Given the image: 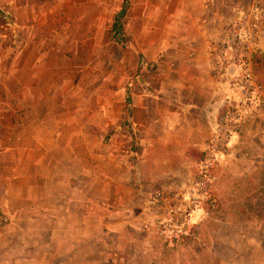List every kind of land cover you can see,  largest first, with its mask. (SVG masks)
Listing matches in <instances>:
<instances>
[{
  "label": "crops",
  "instance_id": "crops-1",
  "mask_svg": "<svg viewBox=\"0 0 264 264\" xmlns=\"http://www.w3.org/2000/svg\"><path fill=\"white\" fill-rule=\"evenodd\" d=\"M13 1L7 3L12 5ZM18 1L22 14L16 17L15 26L7 21L0 28L2 218L19 233H39L41 243L48 240L45 247L72 249L69 262L113 264L116 256L109 255L106 261L104 249L106 235L115 228L112 217L118 212L113 211L123 212L119 204L122 197L137 201L141 195L152 196L155 189H176L193 171L209 127L229 95L214 75L213 64L222 48L220 31L233 13H228L226 2L224 12L215 0H178L183 10L177 35H164L159 49L136 51L129 83L119 88L120 112L114 133L129 134L132 143L106 147L90 140L95 131L105 132L108 124L104 71L97 80H90L86 69L81 73L84 78L79 79V71L71 75L69 69L59 66L54 48L26 47L24 41L37 29L44 33L48 27L47 34L54 38L57 4L52 0ZM29 8L33 9L31 15ZM31 22L37 27L29 30ZM263 42L261 38L260 48ZM88 89L93 97H88ZM89 102L97 105L96 111H90ZM65 103L78 107L60 112L59 105ZM82 103L88 107L80 109ZM262 114L247 120L259 137V144L248 145L254 147L256 158L264 150ZM125 121L128 123L123 126ZM239 135L230 155L222 160L216 185L220 208L210 218L222 221L219 214L226 215L220 222L223 226L219 231L227 234L221 242L240 248L221 264H264L263 210L238 208L234 195L219 194L225 162L230 158L227 170L232 172L236 168L233 158L247 151L241 149ZM107 205L108 217L102 211ZM198 215L195 221H199ZM246 215L255 218H234ZM35 235L28 244L38 246ZM191 236L192 232L186 240Z\"/></svg>",
  "mask_w": 264,
  "mask_h": 264
},
{
  "label": "rangeland",
  "instance_id": "rangeland-1",
  "mask_svg": "<svg viewBox=\"0 0 264 264\" xmlns=\"http://www.w3.org/2000/svg\"><path fill=\"white\" fill-rule=\"evenodd\" d=\"M53 1L57 4L55 13L57 12L58 19L57 25H53L56 27L54 38H50L47 34L48 27L44 33L37 29L34 36H29L30 39L24 41L25 46L28 48L36 46L46 50L49 47L54 48L59 66L69 69L71 75L79 71V79L84 78L81 73L86 69L90 71V80H97L104 71L107 81L106 110L109 119H107L105 132L95 131L90 138L91 143L98 146L104 144L106 147H113L117 143L129 145L132 143V137L129 134L123 136L114 133V126L117 123L115 121L120 112L117 100L119 88L123 83L127 81L129 83L136 51L159 49L164 35H177L182 27L183 9L178 7V0H127V2L124 0H52V3ZM215 1L224 12V2H226L228 13L234 15L239 7L247 5L251 0ZM259 1L264 3V0ZM18 6V0H14L12 5L7 3V0H0L1 29L7 21L11 26H15L16 17L22 14ZM122 9H125V12L119 16ZM32 10L29 8L30 15ZM82 15H85L84 19L81 18ZM116 16H119L117 17L120 23L119 31L113 29ZM27 27L32 30L37 25L31 22ZM261 38L264 40V32ZM48 55H40V57L49 58ZM30 57L33 56L30 55ZM51 57L55 58L53 54ZM254 61L255 69L264 82V42L255 54ZM75 79L78 77L76 76ZM80 90L83 89H77V91ZM83 95L86 96L85 93ZM88 97H93L90 90ZM88 104L91 112L97 110L96 104L92 102ZM88 106L85 103L79 105L80 109ZM76 107L78 105L74 103H65V105H59V111L61 112L64 108L65 111L72 112ZM260 114L264 118V111ZM127 123L128 121H125L123 126ZM256 133V128L251 126L249 121L241 127L238 142L242 144L241 149L245 148L248 152L244 151L240 158H233L236 168L232 172L227 170L230 158L225 162V174L219 194L234 195L238 208L259 207L261 211L263 210L260 212L262 214L264 212V150L256 158L257 153L253 154L254 147L248 146L259 144ZM141 197L142 199L137 197V201L124 200L122 197L119 204L123 212L118 209L113 211L118 213L116 218L112 217L116 220L113 226L115 228L106 235L107 246L104 249L106 261L110 255L117 258L113 264H221L226 261L229 253L240 250V248H233L231 244L221 242V239L227 235L223 230L219 231L223 226L220 222L227 219L226 215L221 214L219 218L222 221L209 217L194 226L191 231L192 236L183 244L174 246L168 244L158 229L151 194L141 195ZM1 198L0 185V264H77L69 262V256L73 253L72 249L59 246L45 247L48 240L45 242L43 239L41 243L39 233L36 235L32 232L19 233L14 226L8 225V227L2 218L5 214L1 207ZM102 211L108 217L109 206L107 205ZM192 218L197 217L194 215ZM234 218L236 221H242L245 218L255 217L246 215V217ZM64 233L62 232L63 235ZM34 235L38 239V246L28 244L33 240ZM41 237L44 238V234ZM23 240L28 241L27 244L23 242L24 245H22ZM49 257H52L51 262H46L50 260Z\"/></svg>",
  "mask_w": 264,
  "mask_h": 264
},
{
  "label": "built area",
  "instance_id": "built-area-1",
  "mask_svg": "<svg viewBox=\"0 0 264 264\" xmlns=\"http://www.w3.org/2000/svg\"><path fill=\"white\" fill-rule=\"evenodd\" d=\"M263 32L264 3L259 0L239 7L220 31L222 48L214 59L213 73L229 95L209 127L188 180L176 189L152 192L158 229L172 246L183 244L195 224L217 211L222 160L230 155L243 124L264 111V82L254 61ZM195 214L199 221L192 218Z\"/></svg>",
  "mask_w": 264,
  "mask_h": 264
},
{
  "label": "trees",
  "instance_id": "trees-1",
  "mask_svg": "<svg viewBox=\"0 0 264 264\" xmlns=\"http://www.w3.org/2000/svg\"><path fill=\"white\" fill-rule=\"evenodd\" d=\"M124 2H127V0H124ZM124 12H125V9H122V11H121V13H120L119 16L123 15ZM119 16H116L115 19H114V21H113V29H115V30H117V31L120 30V23H119V20H118V18H117V17H119ZM127 100H128V98H127ZM199 156H200V154H199ZM198 158H199V157H198ZM5 221H6V220L3 219V222H5Z\"/></svg>",
  "mask_w": 264,
  "mask_h": 264
}]
</instances>
